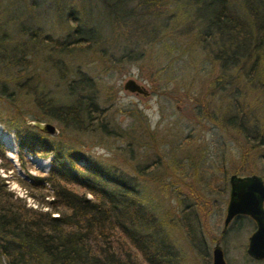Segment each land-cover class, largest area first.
<instances>
[{
  "label": "trees",
  "instance_id": "16d2710c",
  "mask_svg": "<svg viewBox=\"0 0 264 264\" xmlns=\"http://www.w3.org/2000/svg\"><path fill=\"white\" fill-rule=\"evenodd\" d=\"M235 1L52 0L51 15L66 27L64 36L44 35L23 24L14 37L0 32V111L8 118L3 124L15 134L20 159L23 150L51 155L47 175L35 181L49 184L53 195L52 213L25 211L7 202L0 184L4 264H184L177 234L189 250L198 254L200 244L203 248V215L215 182L204 177L203 151L191 148L186 158L168 156L169 141L136 110L126 113L145 129L121 128L109 113L110 88L103 89L106 95L92 94L98 92L96 81L71 64L76 52L90 53V60L94 50L99 60L115 50L119 60L142 63L149 49V69L139 68L153 86L166 70L167 80L188 73V65L175 69L184 57L206 62L209 66L194 67L207 75L201 83L198 78L200 90L187 103L194 112L188 119L209 121L233 143L238 158L230 174H255L264 183V0ZM38 55L62 82L60 98L51 96V89L46 95L37 76L31 79ZM160 59L165 65L152 73ZM164 85L167 89L168 82ZM160 94L179 104L185 98ZM29 115L56 122L58 134L38 132L27 124ZM106 140L126 145L113 158L95 156L92 149ZM137 149L145 160L140 164ZM187 171L208 192H196V181L185 178Z\"/></svg>",
  "mask_w": 264,
  "mask_h": 264
},
{
  "label": "rangeland",
  "instance_id": "374dc122",
  "mask_svg": "<svg viewBox=\"0 0 264 264\" xmlns=\"http://www.w3.org/2000/svg\"><path fill=\"white\" fill-rule=\"evenodd\" d=\"M53 7L52 0H0V32H6L11 37H14L17 34L18 24H23L26 28L39 30L44 35L53 37L64 36L67 29L64 25L62 28L59 27L58 21L52 18ZM75 10L77 12L75 16H80L76 5L74 14ZM93 19L98 24L99 17L98 20L96 17ZM103 19L101 18V21ZM120 54V52L112 50L107 56L97 60L95 57H98V55L93 50L92 56L94 58L89 60L90 53L76 52L72 55L74 60L71 64L80 66L81 73L91 76L96 81L98 92H91L93 95H106L103 89L110 88V92H107V94L113 95V105L111 108L108 106L101 107L109 108V113H111L113 120L121 128H134L137 133L145 129L144 123L134 124L133 119L126 113L129 110L140 112L148 121L150 129L156 130L157 134L165 136L169 141V145L165 146V154L186 158V150L190 152V149L194 148L195 153L197 148H199L205 155V163H203L202 169H206L207 172L204 177L215 180V182L212 181L213 187H210L214 190H211L212 195H209L208 198L211 204L203 215V222L207 225L206 229H204L203 248L200 244L199 253L197 254L192 248L189 250L179 234L176 235V246L183 250L184 264H211V252L216 240L219 241L225 264H264V261L251 260L245 253L247 238L254 230V224L250 219L244 216L235 218L228 225L225 233L221 234L222 221L228 199L227 179L232 174L229 173L232 168L231 163L235 164L237 161L238 151L233 143L224 138L209 121L202 120L194 123L193 120L188 119V116L194 114V112L188 108L187 103L188 101L192 102L200 90L201 84H199L198 78H200L201 83L202 79L205 80L207 75H205L204 71H195L194 69L195 66L199 67V64H201L199 58L188 59L184 57L183 60L177 61L174 64L175 69L178 70L188 65L189 72L183 76L178 73L176 78H174L175 80L173 78L167 80L166 75L169 70H166L162 73L161 83H158V86H153L145 76L146 70L141 71L139 68V66H145L147 57L150 55L149 49H147L142 63L119 60ZM41 59L42 57L38 55L37 61H33L31 79L33 80L37 76L41 86L46 88V95H48L47 90L51 89L55 93L51 96L60 98L63 95L62 82L57 81L55 74L53 75L48 66H44ZM66 60L62 62L69 64ZM165 63L164 59H160L154 64L151 72L159 71ZM202 65L209 66L206 62H203L201 67ZM145 67L149 69L148 66ZM128 79L143 85L148 92V96L143 98L124 91L122 86ZM182 79H185L184 82L181 81ZM165 82H168L167 89L163 88ZM177 90L179 93L185 94L181 104L160 94L166 91L180 95L176 93ZM216 100L217 104L218 99L216 98ZM32 114L34 115V113ZM29 120L34 121L32 116ZM42 122H48L58 129V124L54 121L42 120ZM3 123L7 125L8 118L4 114L1 115L0 111V184L3 185V189L7 194V202L19 206L25 211L36 210L52 213L49 207V204L53 201L52 189L47 183L35 181V179H40L47 175L50 169L51 155L31 154L23 150L20 159L15 134L12 131H7ZM175 139H177V142L174 143ZM104 145L102 148H93L92 153L98 157L108 155L113 158L112 154L119 152L120 149L125 147L126 143L121 145L119 141L106 140ZM172 148L175 150H172ZM110 149L111 151H109ZM138 153L137 149L135 157H138L137 164H140L144 159L139 158ZM148 153H151V151L149 150ZM148 153L144 150V154ZM126 154L123 155L128 159L129 155L128 153ZM119 162L115 156L114 164ZM186 163L188 162L186 161ZM125 169L130 175L128 166ZM224 177L226 178L225 182L222 181ZM185 178L191 184L194 180L196 181L194 182L196 192H208L203 189L204 187L202 188L201 183L198 182L192 171H187ZM56 216V214H51V217ZM189 245L191 247V243ZM0 264H4L2 257H0Z\"/></svg>",
  "mask_w": 264,
  "mask_h": 264
},
{
  "label": "water",
  "instance_id": "95a60500",
  "mask_svg": "<svg viewBox=\"0 0 264 264\" xmlns=\"http://www.w3.org/2000/svg\"><path fill=\"white\" fill-rule=\"evenodd\" d=\"M123 90L141 97H147L148 92L143 85L128 79L122 86ZM38 132L56 136L57 128L42 121L27 123ZM228 199L222 221V232L225 231L230 221L237 216L249 218L254 224V230L247 238L245 253L254 261H264V183L260 176L231 174L227 179ZM211 264H225L218 243H215L211 252Z\"/></svg>",
  "mask_w": 264,
  "mask_h": 264
},
{
  "label": "flooded vegetation",
  "instance_id": "af4514ba",
  "mask_svg": "<svg viewBox=\"0 0 264 264\" xmlns=\"http://www.w3.org/2000/svg\"><path fill=\"white\" fill-rule=\"evenodd\" d=\"M144 98V97H143ZM146 98V97H145ZM237 217H239V216H237ZM237 217H234L231 221H230V223L235 219V218H237ZM229 223V224H230ZM228 224V225H229ZM228 225H227V227H228ZM227 227H226V229H227ZM226 229H225V231H226ZM225 231L224 232H222V230H221V234L223 235L224 233H225ZM253 232V231H252ZM215 243H218V246L220 247V245H219V241L218 240H216L215 242H214V245H215ZM214 247V246H213ZM213 249V248H212ZM220 249H221V247H220ZM221 252H222V249H221ZM222 255H223V252H222Z\"/></svg>",
  "mask_w": 264,
  "mask_h": 264
}]
</instances>
